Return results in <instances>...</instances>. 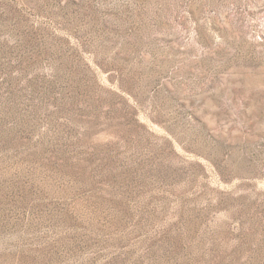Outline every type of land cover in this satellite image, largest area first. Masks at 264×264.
I'll use <instances>...</instances> for the list:
<instances>
[{"label": "rangeland", "instance_id": "1", "mask_svg": "<svg viewBox=\"0 0 264 264\" xmlns=\"http://www.w3.org/2000/svg\"><path fill=\"white\" fill-rule=\"evenodd\" d=\"M0 264H264V0H0Z\"/></svg>", "mask_w": 264, "mask_h": 264}]
</instances>
